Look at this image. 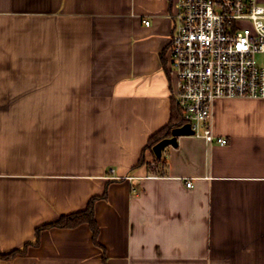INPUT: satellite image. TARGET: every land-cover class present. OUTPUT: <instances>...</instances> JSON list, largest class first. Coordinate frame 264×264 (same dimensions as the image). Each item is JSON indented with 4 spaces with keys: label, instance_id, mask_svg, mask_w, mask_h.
<instances>
[{
    "label": "crops",
    "instance_id": "crops-1",
    "mask_svg": "<svg viewBox=\"0 0 264 264\" xmlns=\"http://www.w3.org/2000/svg\"><path fill=\"white\" fill-rule=\"evenodd\" d=\"M174 3L0 0V252L107 191L99 245L86 223L50 228L0 264H264V98L217 99L227 143L180 136L152 176Z\"/></svg>",
    "mask_w": 264,
    "mask_h": 264
},
{
    "label": "built area",
    "instance_id": "built-area-1",
    "mask_svg": "<svg viewBox=\"0 0 264 264\" xmlns=\"http://www.w3.org/2000/svg\"><path fill=\"white\" fill-rule=\"evenodd\" d=\"M174 6L173 97L193 136L224 145L211 126L214 102L264 98V65L257 60L264 52V6L258 0H175Z\"/></svg>",
    "mask_w": 264,
    "mask_h": 264
},
{
    "label": "trees",
    "instance_id": "trees-1",
    "mask_svg": "<svg viewBox=\"0 0 264 264\" xmlns=\"http://www.w3.org/2000/svg\"><path fill=\"white\" fill-rule=\"evenodd\" d=\"M184 123L185 121L183 118V111L173 97L169 122L150 136L145 149L146 150L148 149L151 153L154 154L153 152L154 145H156L160 140L164 138L171 137L173 128L182 126L184 125ZM154 161H155V169L153 171L155 172V174H159V175L165 174L166 161L163 158V156L157 157L154 155ZM144 163H145V159H144V155H142L138 163L136 164V167ZM106 195H107V191L103 195L93 196L90 198V200L87 203V206L84 209L73 213L61 215L54 221L47 222L45 224L38 226L35 229V235L33 240L26 242L20 248L13 249L6 253L0 252V259L11 260L18 256L27 255L30 247L39 245L41 232L45 229L74 228L84 223L89 225L93 233V240L96 244L99 245L100 243L98 238H99L100 229L95 217V203L98 200L105 199Z\"/></svg>",
    "mask_w": 264,
    "mask_h": 264
},
{
    "label": "water",
    "instance_id": "water-1",
    "mask_svg": "<svg viewBox=\"0 0 264 264\" xmlns=\"http://www.w3.org/2000/svg\"><path fill=\"white\" fill-rule=\"evenodd\" d=\"M193 135V130L190 124L186 123L182 126H178L173 128L171 137L164 138L160 140L156 145L153 147V152L155 156L161 157L163 150L168 146H176L178 138L180 136H190Z\"/></svg>",
    "mask_w": 264,
    "mask_h": 264
},
{
    "label": "rangeland",
    "instance_id": "rangeland-1",
    "mask_svg": "<svg viewBox=\"0 0 264 264\" xmlns=\"http://www.w3.org/2000/svg\"><path fill=\"white\" fill-rule=\"evenodd\" d=\"M257 60L259 64H264V52L263 53H258L257 54Z\"/></svg>",
    "mask_w": 264,
    "mask_h": 264
}]
</instances>
